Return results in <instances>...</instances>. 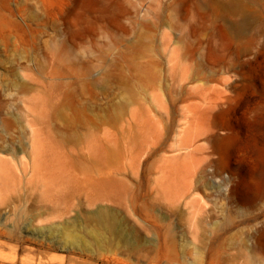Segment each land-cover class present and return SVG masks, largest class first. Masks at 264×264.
Wrapping results in <instances>:
<instances>
[{
  "label": "rangeland",
  "instance_id": "374dc122",
  "mask_svg": "<svg viewBox=\"0 0 264 264\" xmlns=\"http://www.w3.org/2000/svg\"><path fill=\"white\" fill-rule=\"evenodd\" d=\"M0 160V264H264V0H0Z\"/></svg>",
  "mask_w": 264,
  "mask_h": 264
},
{
  "label": "bare ground",
  "instance_id": "6f19581e",
  "mask_svg": "<svg viewBox=\"0 0 264 264\" xmlns=\"http://www.w3.org/2000/svg\"><path fill=\"white\" fill-rule=\"evenodd\" d=\"M186 148H188V147H186ZM1 161V160H0ZM2 162H4V161H2ZM8 162V161H7ZM6 162V163H7ZM67 162V161H66ZM65 162V163H66ZM5 164V163H4ZM63 164V163H62ZM1 165H2V163H1ZM63 166V165H62ZM61 166V167H62ZM3 166H1V168H2ZM0 168V169H1ZM63 168V167H62ZM72 169V168H71ZM70 169V170H71ZM1 170H3V169H1ZM7 171V170H6ZM46 171V170H45ZM44 171V172H45ZM59 171V170H58ZM51 172H52V170H51ZM69 171H67V173H68ZM75 172V171H74ZM74 172H73V174H74ZM3 173V172H2ZM43 173V172H42ZM87 173H89V172H87ZM101 173V172H100ZM34 174V173H33ZM69 174H71V173H69ZM72 174V175H73ZM77 174V173H76ZM110 174H112V173H110ZM46 175H47V173H46ZM56 175V174H55ZM59 175V174H58ZM99 175V174H98ZM108 175V174H107ZM19 176V175H18ZM49 176V175H48ZM77 176H79V175H76V177ZM100 176V175H99ZM24 177V176H23ZM53 177V176H52ZM81 177V176H80ZM90 177V176H89ZM107 177V176H106ZM7 178V177H6ZM48 178V177H47ZM78 178V177H77ZM85 178H88V177H85ZM41 179H43V178H41ZM49 179V178H48ZM54 179V178H53ZM60 179V178H59ZM89 179V178H88ZM44 180H46L45 178H44ZM64 180V179H63ZM6 181V180H5ZM8 181V180H7ZM28 181V180H27ZM34 181V180H33ZM37 181V180H36ZM40 181H42V180H40ZM47 181H49V183L48 184H51L50 183V180H46V182ZM76 181V179L74 180V182ZM79 181V180H78ZM80 181H82L81 179H80ZM92 180H91V178H90V182H91ZM94 181V180H93ZM10 182V181H9ZM44 183H45V181H43ZM58 182V181H57ZM56 182V183H57ZM67 182V181H66ZM71 182H72V179H71ZM87 182H88V180H87ZM8 183V182H7ZM62 183V182H61ZM76 183H77V181H76ZM43 184V183H42ZM42 184H41V186H42ZM54 184V183H53ZM68 184V183H67ZM75 184V183H74ZM78 184V183H77ZM85 184V183H84ZM20 185V184H19ZM46 185V184H45ZM44 185V186H45ZM52 185V184H51ZM51 185H47L48 187L50 186L51 187ZM71 185V184H70ZM82 185H83V183H82ZM6 186V185H5ZM8 186H10V183H9V185ZM77 186V185H76ZM75 186V187H76ZM79 186H81L80 184H79ZM7 187V186H6ZM15 187V186H14ZM5 188V187H4ZM16 188V187H15ZM47 188V187H46ZM45 188V189H46ZM55 188V187H54ZM57 188V187H56ZM91 188V187H90ZM93 189V188H92ZM11 188H10V194H12L11 193ZM64 190V189H63ZM73 190V189H72ZM85 190V189H84ZM84 190H83V192H84ZM91 190V189H90ZM4 192H5V189L3 190ZM2 190L0 191V195H2L1 194V192H3ZM18 191V190H17ZM65 191V190H64ZM70 191V190H69ZM80 191V190H79ZM88 191H89V189H88ZM74 192H75V190H74ZM92 192V191H91ZM95 192L96 191H94V194H95ZM45 193V192H44ZM47 193V192H46ZM45 193V194H46ZM54 193L56 194V192L54 191ZM121 193V192H120ZM4 194V193H3ZM5 194H7V193H5ZM17 194V193H16ZM45 194H43L44 195V198H46V196L48 195H46L45 196ZM49 194H50V192H49ZM51 194H53V193H51ZM9 195V194H8ZM7 195V196H8ZM14 195V194H13ZM18 195V194H17ZM4 196V195H3ZM3 196H0V198L2 197V198H4ZM22 196V195H21ZM57 196H58V194H57ZM16 197V196H15ZM43 197V196H42ZM67 197V196H66ZM73 197V196H72ZM90 196H88V198H89ZM120 197V196H119ZM18 198V197H17ZM20 198V197H19ZM49 198V197H48ZM121 198V197H120ZM15 199V198H14ZM26 199V198H25ZM73 199V198H72ZM90 199V198H89ZM18 200H20V199H18ZM27 200V199H26ZM29 200V199H28ZM51 200H53V199H51ZM85 200V199H84ZM104 200V199H103ZM25 201V200H24ZM65 201V200H64ZM79 201V200H78ZM1 202V201H0ZM16 203V202H15ZM46 203V202H45ZM78 203V202H77ZM57 204V203H56ZM55 204V205H56ZM65 204V203H64ZM81 204V203H80ZM0 205H2V204H0ZM48 205V204H47ZM84 205V204H83ZM87 205V204H86ZM91 205V203H88V205L87 206H90ZM77 205H75V206H73L72 204H68V206L65 208V210L64 211H62L63 212V214L62 213H60V214H62V215H67L70 211H73V209L76 207ZM168 206H170V208L173 210V211H175V212H177V211H180V209H181V207L182 206H179V204H177V203H173V204H170V205H168ZM6 207V206H5ZM49 207V206H48ZM51 207V206H50ZM58 207V206H57ZM63 207V206H62ZM91 207H92V205H91ZM128 208L127 209H130V211H135V212H137V211H144V210H147V209H151L152 207L151 206H149V205H147V204H143V205H138V204H136V203H133V204H129V206H127ZM184 207L187 209V211L189 212V214H190V218H191V221H190V226L192 227V228H199V226H200V224L202 223H200V221H197V219H196V216H198L197 214L199 213V211L200 210H203V209H205V207L203 206V204L198 200V199H195V198H192L189 202H185L184 203ZM82 208V207H81ZM83 208H84V206H83ZM86 208V207H85ZM42 209H43V207H42ZM117 209V208H116ZM36 210V209H35ZM48 210V209H47ZM50 210V209H49ZM81 210V209H80ZM10 211V210H9ZM8 211V212H9ZM38 211V210H37ZM45 211V210H44ZM53 211V210H52ZM89 211V210H88ZM98 211H100V210H98ZM102 211V210H101ZM110 211V210H109ZM12 212V211H11ZM21 212V211H20ZM42 212V214H43V211H41ZM46 212V211H45ZM45 212H44V214H45ZM51 212V211H50ZM54 212V211H53ZM58 212V211H57ZM84 212V211H83ZM86 212V211H85ZM10 213V212H9ZM8 213V215L9 216H11L10 214ZM29 213V212H28ZM36 213V212H35ZM82 213V212H81ZM89 213V212H88ZM41 214V213H40ZM44 214H43V216H44ZM49 214V213H48ZM57 214V213H56ZM71 214H73V213H71ZM97 214V217L99 218V220L100 221H103L104 220V216H103V212H97L96 213ZM12 215H13V213H12ZM31 216L32 217V215L31 214H28V216ZM46 216H47V212H46V214H45ZM89 215V214H88ZM107 215H110L109 213H108V211H106L105 212V217L107 216ZM23 216V215H22ZM37 216V215H36ZM50 216V215H49ZM48 216V217H49ZM59 216V215H58ZM76 216V215H75ZM77 216H79V215H77ZM84 216V215H83ZM91 216V215H90ZM38 217V216H37ZM40 218H41V216H39ZM48 217H46V218H48ZM6 218H7V216H6ZM5 218V219H6ZM30 218V217H29ZM28 218V219H29ZM45 218V219H46ZM49 218H51V217H49ZM48 218V219H49ZM53 218V217H52ZM56 218V217H55ZM83 218V217H82ZM86 218V217H85ZM85 218H83L84 220H85ZM87 218H89L88 216H87ZM90 218H92V217H90ZM13 219V218H12ZM11 219V220H12ZM39 219V218H38ZM42 219V218H41ZM41 219L39 220V222H41ZM65 219V218H64ZM67 219V218H66ZM67 220H70V218L68 217V219ZM6 221V220H5ZM34 221V220H33ZM45 221V220H44ZM71 221V220H70ZM74 220H72L71 222H73ZM116 221V220H115ZM22 222V221H21ZM75 222V221H74ZM206 222V221H205ZM30 223V222H29ZM62 223H66V222H62ZM30 224H32V221H31V223ZM55 224V223H54ZM50 225H51V223H50ZM57 225V224H56ZM116 225V224H115ZM210 225V224H209ZM55 226V225H54ZM58 226V225H57ZM65 227H66V225H64ZM71 226V225H70ZM69 226V227H70ZM59 227V226H58ZM62 227V226H61ZM60 227V228H61ZM67 227H68V225H67ZM55 228H56V226H55ZM55 228H54V230H55ZM63 228V227H62ZM51 229V228H50ZM195 230V229H194ZM213 230V229H212ZM52 231V230H51ZM61 232V231H60ZM67 232V231H66ZM65 232V233H66ZM194 232H196V230L194 231ZM59 233V232H58ZM61 233H63V232H61ZM65 233H63L64 235H66ZM53 234V233H52ZM75 239H76V235H75V237H74ZM78 240V239H77ZM71 241L73 242V240L71 239ZM158 253V255L160 256V258L161 259H164V260H169L170 259V257H169V255L168 254H165V253H162V251H161V249H159V251L157 252Z\"/></svg>",
  "mask_w": 264,
  "mask_h": 264
}]
</instances>
